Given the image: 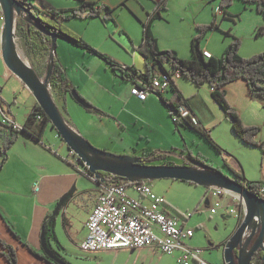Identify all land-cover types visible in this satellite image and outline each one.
<instances>
[{
  "label": "crops",
  "instance_id": "crops-1",
  "mask_svg": "<svg viewBox=\"0 0 264 264\" xmlns=\"http://www.w3.org/2000/svg\"><path fill=\"white\" fill-rule=\"evenodd\" d=\"M27 1L34 10L37 9L42 14H45V9L48 8L76 7L81 4L79 0L67 2L57 0V3L61 4H57L56 7L52 4V0ZM91 1L101 2L115 9L125 2L126 7L135 15L125 9L126 12H122L121 15L118 13L108 22L97 17L66 21L68 28L104 54L88 51L61 37L57 39L56 64L66 77L69 87L82 95L89 104L85 106L71 97L69 93L72 89L62 93L56 92V103L61 111L65 112L71 128L96 147L116 154L143 157L156 153L163 158L152 160L151 164H162L172 160L175 164H185L188 162L184 158L186 157L185 149L191 150L188 156L194 152L188 140L190 134L195 133L188 128L191 127L203 134L209 133L214 143H217L218 150L225 161L245 177V167L235 152L236 146L242 140L231 128V123L214 99L208 83L196 84L184 76L174 79L182 96L176 101L186 103L196 114L199 120L196 128L191 126L189 119L179 118V121L173 119L171 107L164 100L175 96L176 90L173 83L163 94L151 93L145 101L130 93L135 79H146L143 75L149 73L150 77L146 79L149 80L162 71L161 67L154 63L152 52L144 41L143 22L149 18L151 12L160 10L166 1L167 9H162V16L153 22V34L158 39L160 49H173L181 57L190 59L193 57L192 39L196 33V26L209 23L215 16L217 19L224 16L223 8H218L222 11L218 12V15L222 14L218 16L212 5L210 14L204 18L196 17L193 21L188 20L189 27H185L177 22L176 18L186 17L187 13L180 11L186 9L191 0ZM3 24L4 19L0 9V107L3 112L23 126L37 101L30 97L32 95L26 93L27 87L22 83L23 81H18L21 79L15 77L16 75L2 62ZM250 25L253 33L258 26L264 27V19L259 17ZM189 28H193L192 35H194L191 44H187L181 38L182 35L187 34ZM256 39L257 43L252 45V48L242 45L240 49L242 56L247 57L264 51V37L256 36ZM228 44L229 42L225 41L213 49L207 45L200 46L203 50L210 51L214 57H220L219 55L223 54ZM43 51L50 53V50ZM105 55L114 61L115 67L105 59ZM123 64L134 70L135 73L132 72L134 76L127 75V72L124 73L121 70ZM11 80L15 82V89H17L15 91L26 94L22 107L16 95L11 98L10 94L3 96L6 90L4 83L7 84ZM225 88L229 100L239 111L242 120L248 125L259 126L264 132V99L252 96L243 79L230 82ZM181 123L185 127H181ZM55 130L49 124L41 141L20 130L11 147L3 152L0 150L2 164L0 167V237L16 248L19 264H49L41 256L43 255L41 246L43 233L46 244L50 245L56 253H61L60 245L64 247L63 249H67L72 243L78 247L88 235L86 223L97 202L98 183L84 173L86 167ZM10 133L8 127L0 122V148H4ZM263 134L260 137L264 141ZM166 149L169 153L165 151ZM180 150L183 155L173 153ZM171 151L173 152L170 153ZM167 156L171 159L169 160ZM255 180L257 179L252 181ZM35 183H38L37 190L34 189ZM205 195V205L210 207L216 198L208 196L207 191ZM65 196L60 210L54 213V208ZM81 199L86 201L83 206L80 204ZM229 200L230 197L224 199L228 206L232 205ZM199 203L195 206L197 209L194 212L201 210ZM166 205L172 206L167 200ZM164 207L166 209V206ZM222 210V217L232 216L226 208ZM166 211L174 215L171 210L166 209ZM75 213H77V219ZM193 214H190V219L185 216L186 220H179L180 223L195 228L194 236L188 240V244L202 248L203 256L210 264H226L222 258L225 244L241 220L238 219L235 226L225 225L223 232L215 237L209 230L211 218L208 219L202 213L198 220L192 222L195 224L192 226L190 222L195 215ZM54 238L59 240L60 245L57 247ZM24 243H27L30 248ZM144 248L150 249L154 254L161 253L153 247ZM212 248L217 252L212 257H208L205 252ZM119 250L127 249L103 250L94 254ZM0 253L2 257L0 264H9L2 254L1 246ZM61 257L65 259L64 256ZM43 261L44 263H41ZM177 262L181 264L178 258Z\"/></svg>",
  "mask_w": 264,
  "mask_h": 264
},
{
  "label": "trees",
  "instance_id": "trees-1",
  "mask_svg": "<svg viewBox=\"0 0 264 264\" xmlns=\"http://www.w3.org/2000/svg\"><path fill=\"white\" fill-rule=\"evenodd\" d=\"M81 4L72 8H48L45 14L40 13L37 9L34 11L36 16L37 24L47 31L57 33L58 37L64 38L72 44L84 47L88 51L96 52L101 55L96 48L90 46L79 34L68 28L65 21L72 19H91L94 17H99L102 21L108 22L113 20L114 7L103 4L97 1L91 0H79ZM246 3L256 4L257 11L264 15V0H242ZM234 0H220V7L224 10V15L228 13V8L232 5ZM167 9L166 1L161 6L160 10L156 12H151L149 18L143 22L144 31V41L149 50L152 52L154 63L158 64L162 71L172 73L175 70L180 71L181 75L186 77L193 83L202 84L208 83L211 87L215 86V90L212 91V95L222 110L225 112L228 121L231 123L235 133L240 137V139L248 145L259 147L264 153V141L257 139V134H259L261 128L257 125H248L244 123L241 115L237 108L231 103L228 98L227 90L225 86L233 81L243 79L246 81L249 93L252 96L260 97L264 99V51L254 53L250 56H242L240 53V48L242 45V40L232 34L230 31L226 32V35L232 36V40L227 45L225 51L220 57H205L203 54V49L201 48L202 40L207 36V34L216 28L220 27V24L216 16L207 24H198V33L192 39L193 57L183 58L176 50L173 49H160L158 45V39L155 37L152 31V25L155 19L162 16L161 10ZM18 27L24 31V36L28 47L35 54L43 52V50H50L51 47V37L45 35L39 31L35 26L30 25L23 19L18 20ZM257 34H264V27H259ZM105 59L112 64L113 60L105 55ZM122 67V66H121ZM121 70L127 75H132L134 70L131 67L121 68ZM144 78H149L150 74L147 73L143 75ZM173 86L176 90V94L173 98L164 99L166 103L171 107V109H176L181 102L176 101L177 98H181V92L174 82ZM50 85L56 92L69 91V83L63 73L59 70L56 60L54 63V68L52 76L50 79ZM76 91V90H75ZM77 92V91H76ZM79 97L85 98L79 94ZM39 124V125H37ZM51 124L50 119L45 114L42 107L37 103L31 110L25 124L22 126L21 130L30 134L37 140H42L43 133L45 132L47 126ZM191 126L195 127L191 123ZM17 132H11L9 138L6 142L4 148H0L3 152L10 148L11 145L17 138ZM205 135L213 142L209 133L205 132ZM217 146V145H216ZM219 149V148H218ZM163 158L161 155L156 153L141 157L143 163H150L152 160ZM190 160L194 162H199L208 167H214L208 158L202 153H197L196 155L190 154ZM5 158V157H4ZM190 160L185 164H190ZM162 164H173L171 162H162ZM0 163V167H1ZM219 169V167H215ZM89 173H92L88 170ZM103 173V172H101ZM237 178H245L244 175L236 170H234ZM193 183V182H190ZM249 187L253 193H257L264 197V194L260 193V188L264 186V181H251L248 180ZM198 205V204H197ZM195 207L194 210H196ZM239 225V224H238ZM27 245V243H24ZM0 246L2 247V254L9 264H18L17 251L16 248L7 243L3 238L0 237ZM29 247V245H27ZM30 248V247H29ZM47 261L54 263L48 255H41ZM263 252L256 253L252 264H262ZM64 261L65 259L62 258ZM66 262V261H65ZM264 264V263H263Z\"/></svg>",
  "mask_w": 264,
  "mask_h": 264
},
{
  "label": "rangeland",
  "instance_id": "rangeland-1",
  "mask_svg": "<svg viewBox=\"0 0 264 264\" xmlns=\"http://www.w3.org/2000/svg\"><path fill=\"white\" fill-rule=\"evenodd\" d=\"M64 1L67 2V1H72V0H64ZM52 2H53L52 4L56 7H57V4H61V3H57V0H52ZM212 5H214L215 12L218 15V12L220 9V0H191L190 5L186 6V9L184 10L181 9L180 11L183 13H187L186 17L184 19H182V17H177L176 21L179 22L181 25H185V27H189L188 20L193 21L194 18L196 17L204 18V16L210 14ZM57 8H65V7H57ZM67 8H72V7H67ZM125 9L131 11L133 15H135V13L132 10L126 7V3L123 2L118 7V9L117 8L114 9L113 17L117 15L118 13H120L121 15L122 12H126ZM46 10L47 9H45V11ZM259 17L264 19V15L257 11L256 4L246 3L242 0H234L232 5L228 8V13L225 14L224 16H221L219 19H217L220 24V27L211 30L207 34V36L202 40L201 44L202 46L207 45L211 49H213L219 46L220 44H223L225 41L230 43V41L232 40V36L226 35V32L230 31L232 34H234L235 36H238L242 40L243 47L252 48L251 46L257 43L256 36L264 37V34H259V35L257 34V30L261 26H258L255 29V31L252 33L250 24L251 22H253L255 19ZM192 32H193V28H189V30L187 31V34L181 36V38L185 40L187 44H191V39L194 36L192 35ZM197 33H198V30L196 27L195 35ZM16 34H17L16 47H17V52L19 56L23 58L28 63L29 66L33 68V70L37 73V75L41 79H44L47 74V66H48L50 53L43 51V52H40L39 54H35L33 51H31L27 45L24 32L22 31L21 28L18 27V25L16 28ZM57 43H58V40H57ZM219 56H222V54ZM2 62L4 61L2 60ZM18 81H21V80H18ZM4 87L6 88V90H4L3 96L10 94V98H11L12 96L16 95L17 101L18 102L20 101L19 105H21L22 107L24 103V99L26 98L25 96L26 94L24 92L20 93V91H15L17 89H15V82L13 80L9 81L7 84L4 83ZM26 89H27L26 93L28 95H32L30 97L32 99L33 98L35 99V97L30 92V90L28 88ZM50 92L56 102L57 93L52 88L51 85H50ZM74 92L72 89L69 95L73 97L76 101H78ZM61 112L64 118L66 119V121L70 124V121L68 117L66 116L65 112L64 111H61ZM180 126L185 127L183 123H181ZM188 128L195 132V133H191L190 136L188 137L190 145L192 146V149L194 150L193 154L196 155L197 153L201 152L203 155H205L208 158V161L211 162L214 167H219L225 174L237 179V176L234 173L235 169H233V167L225 161L224 156L222 155V153H220V151L218 150V147L216 146L217 143L215 144L212 138L211 139L213 140V142L209 140L207 135L203 134L202 132L197 131L191 127H188ZM231 128L233 129V127ZM263 133L264 132L261 129L259 134H257V139L262 140L260 136H262ZM240 142L236 146L235 152H236L237 157L241 158L243 162V166L245 167V174H246L245 178L251 181L253 179H257V181H260V180L264 181V176H263L264 174L263 172L264 154L262 150L259 147L244 144L242 141ZM182 148L185 149L184 147ZM165 151L168 152L169 150L166 149ZM190 151L191 150L189 148L185 149V152H184V156L186 155V157H184L186 158L185 160H188V161L190 160V157L188 156ZM172 152L173 151H171L170 153ZM173 153L183 155L181 150L178 152H173ZM167 158L169 160L171 159V157H168V156ZM171 163L175 164V161L172 160ZM150 183L153 185L154 190L159 195L163 196L167 200V202H169L172 205V206L165 205L166 209L171 210V212H173L174 215L180 221L186 220L185 218L189 217L190 214L192 215V213L195 214V215L193 214L194 215L193 219L190 222V225L192 226H195V224L192 222L194 220L195 221L198 220V217H200V214L202 213L206 215L208 219L211 218L209 222L210 223L209 230L215 237H218L223 232L222 229L225 225L235 226L237 225L239 221L238 218L234 216L224 218L222 217V213H223L222 209H212V208L210 209L209 207L205 205L206 195L204 196V194L207 191V195L210 196L209 187L198 185L195 183H190V182L183 181V180L171 179V178L157 179V180L150 181ZM201 198L203 199L200 201ZM85 202L86 201H84L83 199L80 200V204L82 206L85 204ZM198 202H200L199 204H200L201 210H197L196 212H194L195 206L197 205ZM229 203L234 204V201L232 200L231 197H230ZM56 207L53 210L54 213L56 211ZM75 217L77 219V213H75ZM61 236L63 238V234ZM54 240H55L56 247L59 246L60 245L59 240L55 238ZM41 246H42L43 255H47V251L43 247L42 243H41ZM47 247L51 249L52 252H55L54 254L56 256L58 257L64 256L65 261L68 264H179L177 262V258H178L177 254H161V253L154 254L148 248H143L141 250H128L127 249V250H119V251H105L104 253L94 254V253H88V252H84L80 250L79 246L77 247L74 243L69 244L67 249H63L64 247L60 245L61 253L58 251H57L58 253H56V251H54V249H52L50 245L48 244H47ZM216 252L217 251H215V249L212 248L211 250H206L205 253L208 257L209 256L212 257ZM0 258H2L1 255H0ZM222 258L224 259V254H222ZM51 260L54 263H57V261H54L53 258ZM45 261L48 262L49 264H52L50 261H47V260ZM41 263H44V261Z\"/></svg>",
  "mask_w": 264,
  "mask_h": 264
},
{
  "label": "water",
  "instance_id": "water-1",
  "mask_svg": "<svg viewBox=\"0 0 264 264\" xmlns=\"http://www.w3.org/2000/svg\"><path fill=\"white\" fill-rule=\"evenodd\" d=\"M0 7L4 19L2 60L9 70L19 77L30 90L50 119L52 126L58 131L59 136L84 167L98 176L101 172L110 173L123 181H153L171 178L206 187L217 186L236 193L245 201L246 213L225 244V263L252 264L255 254L259 252H263L262 264L264 263V197L253 193L236 178L225 174L221 169L208 167L199 162L190 161V164L143 163L141 157L116 154L93 145L88 139L71 128L50 92V79L55 63L58 39L57 33L40 27L36 22L34 13L25 7L20 0H0ZM19 19L25 20L51 37L47 74L44 79H41L17 52L16 28ZM74 94L79 102L89 106L87 101L79 97V93L74 92ZM65 198L66 196L59 201L55 213L60 210ZM43 234L42 245L46 249L47 255L59 264H68L47 247Z\"/></svg>",
  "mask_w": 264,
  "mask_h": 264
},
{
  "label": "built area",
  "instance_id": "built-area-1",
  "mask_svg": "<svg viewBox=\"0 0 264 264\" xmlns=\"http://www.w3.org/2000/svg\"><path fill=\"white\" fill-rule=\"evenodd\" d=\"M20 1L31 12H35L27 0ZM203 54L208 58L213 56L207 49L203 50ZM121 66L128 67L125 64ZM181 76L180 71L175 70L172 73L161 71L149 80L137 78L130 93L145 101L151 93L163 94L172 85V81ZM215 88L212 86L211 90ZM171 113L175 121L186 118L193 125H199L196 114L186 103L171 109ZM0 122L11 132L20 131L22 128L3 112L1 107ZM84 173L98 183L99 194L87 220L88 235L80 242V250L95 253L149 246L164 254H177L181 264H210L204 258L202 248L188 244V240L194 236L195 228L180 223L176 216L167 213L164 207L165 198L154 190L150 181H123L110 173H100L98 176L89 173L87 168ZM237 181L251 190L246 178H237ZM34 189H38V183L34 184ZM209 190L210 196L216 198L210 209L226 208L232 216L242 220L246 213V204L241 197L217 186L209 187ZM260 193L264 194V186L260 188ZM226 197H231L234 204L226 205L224 201Z\"/></svg>",
  "mask_w": 264,
  "mask_h": 264
},
{
  "label": "flooded vegetation",
  "instance_id": "flooded-vegetation-1",
  "mask_svg": "<svg viewBox=\"0 0 264 264\" xmlns=\"http://www.w3.org/2000/svg\"><path fill=\"white\" fill-rule=\"evenodd\" d=\"M63 260V259H62Z\"/></svg>",
  "mask_w": 264,
  "mask_h": 264
}]
</instances>
